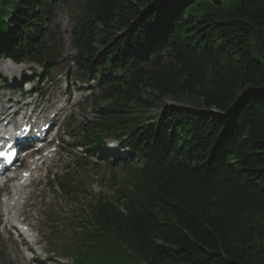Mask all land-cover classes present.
<instances>
[{
    "label": "trees",
    "instance_id": "1",
    "mask_svg": "<svg viewBox=\"0 0 264 264\" xmlns=\"http://www.w3.org/2000/svg\"><path fill=\"white\" fill-rule=\"evenodd\" d=\"M61 4L0 0V59L49 71ZM73 5L75 62L106 103L86 143L129 151L123 187L79 223L75 264H264V0Z\"/></svg>",
    "mask_w": 264,
    "mask_h": 264
},
{
    "label": "rangeland",
    "instance_id": "2",
    "mask_svg": "<svg viewBox=\"0 0 264 264\" xmlns=\"http://www.w3.org/2000/svg\"><path fill=\"white\" fill-rule=\"evenodd\" d=\"M68 1L69 5L61 4L55 10L51 25L60 44L50 47L58 51L61 59L57 61L53 70L45 72L44 79L38 84L40 95L43 94L45 100H52L51 103H44L43 107H50V110H53L60 104H64L59 98H63L65 103L69 102L66 105L67 110L64 111L66 123L59 131L57 139L49 146L51 150L59 149L54 159L45 161L39 175L37 174L39 177L35 184L24 191V195L28 198L22 200V203L25 202L23 209L25 212L21 219H27V222L32 225L40 247L31 250L28 245V252L26 254L22 252V248L26 246L16 240V234L8 232L6 222L2 217L0 219V264H75L77 254L74 251L79 247L78 236L81 232L79 223L82 218L99 196L111 198L123 187L124 176L121 169L111 164V160L117 159L119 154L113 157L109 155L116 150L114 139H107L102 158L90 156L77 146L83 130L87 127V121L96 118V110L103 102L98 103V106L95 105V98L89 94L88 86L82 84L76 64L71 60L76 53L71 33L77 8L73 5V0ZM4 64L7 63L2 60L0 62L1 75L7 72L2 70ZM17 66L21 68L8 74L14 80L24 74L39 75L42 73V69L37 64L27 62ZM39 79L28 84L27 91L37 85ZM5 85L3 81H0L2 105L11 107L15 101L23 100L20 95L13 99L12 90ZM68 92L72 93L70 97H68ZM37 94L32 99L25 98L24 103L32 104L38 98L39 94ZM165 104L184 105L182 102L173 100H166ZM158 112L153 109L154 114ZM64 132L73 133L71 138L65 139L67 143L61 137ZM48 171L57 174L52 183L45 177ZM59 181L69 186L70 190H74L73 194L57 189L56 183ZM13 184L14 181H11L6 185L12 186ZM6 187L3 186L2 189ZM62 246L70 250H62Z\"/></svg>",
    "mask_w": 264,
    "mask_h": 264
},
{
    "label": "bare ground",
    "instance_id": "3",
    "mask_svg": "<svg viewBox=\"0 0 264 264\" xmlns=\"http://www.w3.org/2000/svg\"><path fill=\"white\" fill-rule=\"evenodd\" d=\"M20 68L21 67L13 65L12 63H7V64H4L2 66V69L7 70L9 72L17 71ZM19 106H20V104L16 103L11 108L0 107V110L5 112L6 114L8 113V116L10 117V116L14 115V113H16V111L20 108ZM45 122H48V121H45ZM38 169H39V165H35L34 168L31 165L30 169L25 171V172H28V173L31 172V177L26 179L25 185L18 184L23 179L22 178V174H21V176L17 180L18 183L16 185L15 192H12L11 195L8 198H6L3 202L0 203V208L1 207H6L7 209L8 208L10 209L7 213H6L7 209H5L4 213H3V215L6 216V219H7L8 222L11 221V220H15L19 216V212L21 210V208L19 207L20 199L23 198V195L25 194V193L23 194V192L21 190L26 188L27 186H29L32 183V181L34 179V175L32 174V172H34V171H36ZM0 216H1V213H0ZM29 226H30V224H29ZM23 241L24 240L22 239V242Z\"/></svg>",
    "mask_w": 264,
    "mask_h": 264
},
{
    "label": "snow or ice",
    "instance_id": "4",
    "mask_svg": "<svg viewBox=\"0 0 264 264\" xmlns=\"http://www.w3.org/2000/svg\"><path fill=\"white\" fill-rule=\"evenodd\" d=\"M0 155H5V153H0Z\"/></svg>",
    "mask_w": 264,
    "mask_h": 264
}]
</instances>
